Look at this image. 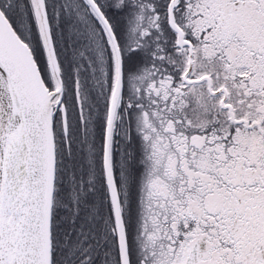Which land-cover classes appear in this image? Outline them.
I'll return each mask as SVG.
<instances>
[{"label":"snow or ice","instance_id":"1","mask_svg":"<svg viewBox=\"0 0 264 264\" xmlns=\"http://www.w3.org/2000/svg\"><path fill=\"white\" fill-rule=\"evenodd\" d=\"M0 264H264V0H0Z\"/></svg>","mask_w":264,"mask_h":264}]
</instances>
